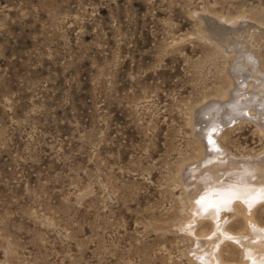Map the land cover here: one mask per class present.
I'll return each mask as SVG.
<instances>
[{
	"label": "rangeland",
	"instance_id": "1",
	"mask_svg": "<svg viewBox=\"0 0 264 264\" xmlns=\"http://www.w3.org/2000/svg\"><path fill=\"white\" fill-rule=\"evenodd\" d=\"M240 53L250 71L233 70ZM263 71L264 0H0V264H203L214 224L184 226L186 165L207 150L209 106ZM219 137L238 159L264 150L253 120ZM228 227L249 236L241 217Z\"/></svg>",
	"mask_w": 264,
	"mask_h": 264
},
{
	"label": "bare ground",
	"instance_id": "2",
	"mask_svg": "<svg viewBox=\"0 0 264 264\" xmlns=\"http://www.w3.org/2000/svg\"><path fill=\"white\" fill-rule=\"evenodd\" d=\"M205 17L207 23L212 24L213 27L229 29L237 26L240 28H256L257 26L256 23L255 26L245 20L236 24L229 19L222 21L213 15ZM222 35L227 37L228 33L224 31ZM215 40L219 44L222 41L218 37H215ZM231 43L244 48V42L239 38ZM240 54V57L233 60V70L237 73H240L241 69L250 71L254 57L248 53ZM246 76L245 73H242L237 77V86L233 84L231 88L233 89L232 94L229 92L227 96L221 97V102L209 106L208 110L213 108L214 112L212 119L204 121L207 125L203 129L204 135H202L205 139L204 148L207 150L201 156L200 161L194 160L186 165L188 187L192 191L197 188L198 194L193 196L195 216L185 219L184 226L187 227L188 232L195 233L193 231L197 227H192L194 222L197 223L196 226L207 221L214 224L211 234L198 236V243L202 248L199 246L197 258L203 264H227L223 260L220 250L218 254L214 253V248L224 241L234 242L240 248L244 261L242 264H264V227L257 221L255 215L256 208L264 202V150L251 155V157L238 159L222 144L219 137L227 124L239 118L253 120L259 130L264 133V78H257L256 81L251 82L246 79ZM251 76L258 77L256 74ZM228 98L230 99L224 104L223 100ZM204 166L207 168L202 169ZM198 169L209 171L210 174L204 176L205 179H201L199 182L192 181L191 179L197 175L198 171L196 170ZM235 197L237 199L234 201ZM228 211L231 213H226ZM239 217L249 228V236L243 233L236 234L228 227L230 221ZM206 245L211 246L208 248Z\"/></svg>",
	"mask_w": 264,
	"mask_h": 264
}]
</instances>
